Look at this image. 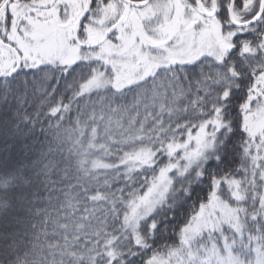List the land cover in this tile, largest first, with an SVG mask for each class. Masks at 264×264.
<instances>
[{"label":"snow or ice","instance_id":"6c2138e0","mask_svg":"<svg viewBox=\"0 0 264 264\" xmlns=\"http://www.w3.org/2000/svg\"><path fill=\"white\" fill-rule=\"evenodd\" d=\"M0 264H264V0H0Z\"/></svg>","mask_w":264,"mask_h":264}]
</instances>
